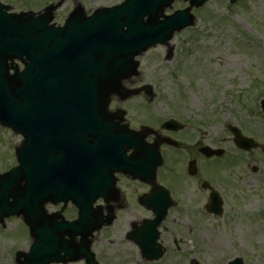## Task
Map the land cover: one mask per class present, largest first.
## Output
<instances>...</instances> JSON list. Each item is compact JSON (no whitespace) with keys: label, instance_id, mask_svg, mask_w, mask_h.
Masks as SVG:
<instances>
[{"label":"water","instance_id":"1","mask_svg":"<svg viewBox=\"0 0 264 264\" xmlns=\"http://www.w3.org/2000/svg\"><path fill=\"white\" fill-rule=\"evenodd\" d=\"M174 1L126 0L99 8L87 19L77 9L63 27L56 28H49L50 17L43 18L42 24L36 23L39 19L0 11V124L24 138L15 150L18 166L0 175V223L10 216H22L33 240L27 254L16 255L18 264L65 263L66 259L81 258L97 264L88 237L99 225L96 217L89 220V215L99 197L95 177L101 165L99 138L110 131L103 122L108 98L125 92L121 81L137 75L135 57L158 44L168 45L175 33L193 26L191 9L209 0H179L187 2L188 8L165 16L164 11ZM15 58L25 69L20 73L13 68L10 76L7 61ZM131 94L124 93L122 98ZM261 105L264 110V101ZM53 119L57 131L63 130L61 135L54 133ZM130 140L125 136L119 149ZM136 149L140 150L139 145ZM148 151V158L128 163L143 176L125 170L138 177L151 176L155 165L152 149ZM116 159L106 157L103 163L115 164ZM69 201L79 210L76 222L57 223L63 209L46 215L45 204L66 205ZM146 202L155 219L145 223L136 242L141 254L154 261L163 255L157 244V227L168 205L160 195ZM219 208L220 204L214 207L215 212L220 213ZM78 235L83 236L81 248L72 244ZM230 264L243 263L235 259Z\"/></svg>","mask_w":264,"mask_h":264},{"label":"rangeland","instance_id":"2","mask_svg":"<svg viewBox=\"0 0 264 264\" xmlns=\"http://www.w3.org/2000/svg\"><path fill=\"white\" fill-rule=\"evenodd\" d=\"M0 1L15 12L36 9L34 0H23L29 5ZM61 1L54 13L56 24L63 23L75 4H81L89 13L123 0ZM185 7L186 3L176 1L165 14ZM192 14L194 27L174 35L169 43L173 49L171 60H165L168 48L162 46L139 58L137 83L152 86L154 97L141 95L122 103L113 98L110 109H123L126 123L134 129L167 118L190 123L200 141L212 145V149H229L235 157L237 149L228 126L244 125L248 133L257 135H262L260 127L264 130V121L259 119V103L264 98V0H237L234 5L229 0H210L202 8L193 9ZM21 140L19 135L0 127V174L15 166L14 149ZM250 156L252 153L247 160L241 158L250 164ZM217 164L213 162L204 175L215 180L224 195L221 217L206 216L202 209L206 195H193L192 212L181 213L180 219L178 211L172 209L164 221L163 259L144 263L125 234L134 220L150 218L151 214L132 205L128 197V208L118 213L114 225L102 230L93 241L92 251L99 264H190L191 260L228 264L234 257H240L244 264H264V183L248 176L241 167L226 169ZM225 182L235 191L230 192ZM227 190L231 195H225ZM173 197L177 199V195ZM46 209L54 210L50 206ZM71 215L72 211L68 212V218ZM191 221L193 227L189 225ZM30 242L21 219H7L4 229L0 225V264H15V253L28 252Z\"/></svg>","mask_w":264,"mask_h":264},{"label":"flooded vegetation","instance_id":"3","mask_svg":"<svg viewBox=\"0 0 264 264\" xmlns=\"http://www.w3.org/2000/svg\"><path fill=\"white\" fill-rule=\"evenodd\" d=\"M5 2L8 3L7 0ZM12 2L16 5H29L25 4L23 0H13ZM34 2L36 9L27 10H32V12L36 14L41 13L46 7L54 4V0H34ZM34 2L30 3V5H33ZM0 4L5 7L7 6L1 1ZM26 7L30 8L29 6ZM139 81V78L132 79L129 82H126V85L139 87L142 85L141 83H137ZM260 116L259 119L264 121V114L262 112L260 113ZM163 121H155L154 123L146 125L151 127L153 131H150L145 140L150 143L154 138H158L163 142L160 150L164 163L156 173L158 184L167 189L170 192V195H177V205L175 209L178 211V218L180 217L181 219V213L188 214L194 210L193 201L191 199L193 195H206L207 202L205 205L203 204L204 207H202V209L206 216L214 217L206 212V206L209 205V195L212 191H216L222 196V198L224 195L217 186L216 181L204 175V170L209 171L213 162H215V158H207L201 153L202 149H212V145L200 141L199 136H196L198 134L193 132V127L190 123L178 120L180 125L176 131H166L160 129V124ZM260 131L262 135L251 134L248 133L245 126L242 125L240 127V133L242 136L250 138L253 141L251 143V150L248 152L239 151V154L235 153V157H232L230 153H225L222 168L229 169L233 166L241 167L243 172L248 174V176L256 178L259 183H264V130L260 127ZM166 139L174 141L175 144L167 143V141H165ZM132 153V150H128L126 156H132ZM250 153H252V156H250V164H248L249 162H246L245 160H247L246 156L250 155ZM261 162L263 165L260 164ZM101 182L102 191L99 195H118L116 200L110 204L116 216L118 213L128 208L126 198L129 197V199L132 200V205L139 206V197L150 195L152 191L151 185L143 183L138 179H134L123 171H116L110 167L103 170ZM224 184L228 187L230 192L235 191L234 187H231L228 182H225ZM178 195H181V197L178 198ZM225 195L231 194H229L227 190ZM98 205L104 207L102 201H99ZM102 210L103 212H106L105 208ZM192 221L189 223L190 227L194 226ZM174 244L176 245L175 241Z\"/></svg>","mask_w":264,"mask_h":264}]
</instances>
